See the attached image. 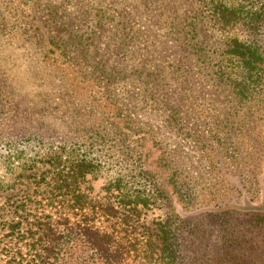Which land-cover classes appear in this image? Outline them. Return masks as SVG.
Returning <instances> with one entry per match:
<instances>
[{
    "label": "trees",
    "instance_id": "trees-1",
    "mask_svg": "<svg viewBox=\"0 0 264 264\" xmlns=\"http://www.w3.org/2000/svg\"><path fill=\"white\" fill-rule=\"evenodd\" d=\"M0 19L12 21V35L59 71L65 86L70 77L91 86L87 99L96 113L83 116L69 99L56 105L52 100L58 97L48 96L55 105L48 114L62 108L70 112L58 117L57 131L43 121L29 126L34 129L26 140L39 143L37 155L22 166L30 169L25 177L32 188L3 204L8 216L0 217V264H175L176 220L184 222L185 216L172 200L184 203L186 211L193 200L204 202L198 189L204 177L194 175L195 167L191 174L183 171L187 159L175 140L136 126L125 108L124 90L136 87L140 100L174 136L194 139L200 152L213 150L208 142L200 148L199 142L209 139L203 133L229 139L235 133L241 139L247 110L260 95L257 87H264V39L259 38L264 0H14L10 13L0 10ZM146 19L156 21L161 41H174L170 46L184 53L160 46L150 50L154 39L137 25ZM99 37L130 67L97 62ZM201 86H208L207 94ZM71 92L67 87L68 96H75ZM9 101L0 88L2 119L16 109ZM43 125L49 135L38 132ZM220 142V149L230 148L226 138ZM103 148L113 176L102 195L92 194L87 176L96 177L102 169V159L92 152ZM239 149L244 153L245 147ZM151 156L153 168L145 164ZM158 166L165 170L158 172ZM159 203L168 211L150 227L143 215Z\"/></svg>",
    "mask_w": 264,
    "mask_h": 264
},
{
    "label": "rangeland",
    "instance_id": "rangeland-1",
    "mask_svg": "<svg viewBox=\"0 0 264 264\" xmlns=\"http://www.w3.org/2000/svg\"><path fill=\"white\" fill-rule=\"evenodd\" d=\"M122 5L128 10L127 2ZM13 6L14 0H0V10L5 13H10ZM139 24H142L144 31L152 40L154 39L155 43L151 45L150 50L160 46L165 50L170 48L172 51H179L177 46H170L175 44L174 41L165 40V42L157 37L159 26L156 21L146 19L142 22L138 21L137 25L141 26ZM12 27L14 25L11 20L0 19V88L7 92V96L10 97L9 102L13 106L16 105L13 111L15 115L20 114L13 117L14 113L11 112L7 119L0 118V183L5 188L0 191V217L8 216L2 209L8 198L13 195L18 197L24 190L29 191L32 188L25 177L30 169L24 170L22 166L29 158L37 155L39 143L26 140L31 137L32 134L30 136L28 134L34 129L29 126L43 121L44 124L49 123L51 128H56V131L61 129L57 124L58 117L68 115L69 109L65 113L66 109L62 108L58 114H48L47 110L53 112L50 107L55 106L54 104H62L67 99L70 100L69 106L83 116H96L87 99L93 88L79 83L73 77L65 81L67 85L65 86L59 71L52 70L42 58L35 57L28 42L22 41L17 35H12ZM259 38L264 39V28ZM96 47L97 62L114 68L130 67L124 57L106 45L101 37L98 38ZM182 53L184 52L180 54ZM157 59L158 57L152 61L156 63ZM67 87L75 96H68ZM135 88L129 86L124 90L126 94L123 102L129 118L136 122L137 127L144 126L158 133L159 136L167 135L175 140L182 148L181 154L187 159L183 171L191 174V168L195 167L197 170L194 175L204 177L198 187L202 191L204 202L197 203L193 200L191 210L186 211L184 203L176 201V197L172 200L175 211L185 216L184 222L176 220L179 231L175 242L178 251L175 264H264V110H258L264 106V100L261 102L264 98V87H257L259 91H256L260 95L251 102L254 104L253 108L247 110L248 117H244L246 124L241 139L235 133L230 139L222 133L214 137L203 133V136L209 139L205 142L200 141L199 146L202 148L203 143L208 142L213 147L209 152L204 150L200 152L199 147H196L198 142H194V139L184 141L179 136L175 137L174 131L164 124L155 110L140 100ZM207 89L208 86L207 88L201 86L200 91L207 94ZM112 91L119 96L116 89ZM48 96H57L58 100L53 99L54 104L51 105ZM243 113L246 111L240 113L242 117ZM188 120L199 125V128L203 127L197 124L195 117L189 116ZM43 127L44 125L38 132L44 136L49 135L46 127L42 130ZM10 137L17 141L10 142L8 140ZM224 138L227 139L232 150L229 148L224 151L219 148L223 146L220 139ZM241 146L245 147L244 153L239 151ZM148 152L158 154L154 150ZM92 154L102 159V169L96 177L87 176L86 185L92 190V194L102 195L103 187L113 176L110 165L107 164L110 157L105 148L101 152H92ZM13 156L15 158L12 161ZM153 159L151 156L146 160L147 167H154ZM36 166L40 168L42 165ZM155 170L160 172L165 169L158 166ZM18 174L21 175V180L15 181ZM157 178L160 182L161 178L159 176ZM13 181L16 185L13 189H9ZM171 189L169 186L170 191ZM248 201L250 207H245ZM230 206L234 209L228 208ZM238 206L250 210L235 211V207ZM167 211L168 207L163 204L151 206L143 215L144 222L152 227L155 221L165 218Z\"/></svg>",
    "mask_w": 264,
    "mask_h": 264
}]
</instances>
